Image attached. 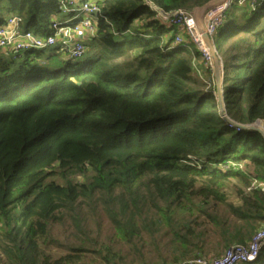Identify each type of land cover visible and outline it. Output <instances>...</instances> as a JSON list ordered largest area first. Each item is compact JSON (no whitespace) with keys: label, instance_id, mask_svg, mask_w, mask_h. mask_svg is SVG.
Masks as SVG:
<instances>
[{"label":"trees","instance_id":"trees-1","mask_svg":"<svg viewBox=\"0 0 264 264\" xmlns=\"http://www.w3.org/2000/svg\"><path fill=\"white\" fill-rule=\"evenodd\" d=\"M62 1L0 0V26L17 16L23 30L46 36ZM78 1L100 7L83 60L63 66L57 47L0 52V264H89L86 251L96 264L123 262L108 245L45 253L60 215L84 204L101 207L126 243L138 222L159 224L144 222L151 208L169 223L195 200L203 212L223 204L239 222L207 215L225 247L252 239L264 226V192L252 186L264 183V137L229 127L213 66L194 44L173 46L176 29L152 8L191 11L209 0ZM246 4L228 8L213 41L227 118L264 126V1ZM190 157L200 169L179 165ZM230 187L237 206L227 202Z\"/></svg>","mask_w":264,"mask_h":264},{"label":"rangeland","instance_id":"rangeland-1","mask_svg":"<svg viewBox=\"0 0 264 264\" xmlns=\"http://www.w3.org/2000/svg\"><path fill=\"white\" fill-rule=\"evenodd\" d=\"M68 19L69 17L65 15L57 17V21L60 22H65ZM84 57L85 55L81 59L71 60L65 55L59 54L58 59L61 65L66 66L74 65ZM75 181L83 182L84 179L77 177ZM225 193L228 203L235 206L240 204L232 187L225 190ZM160 204L162 205V203ZM197 204L198 201L195 200L194 205L189 206L187 210H179L172 216L169 223L156 214L155 208H151L145 215L144 222L158 220L159 224L145 223L143 225L138 222L139 236L130 243H126L115 234L101 207L92 208V206L84 204L71 215H60L62 217L60 222L56 223L51 230L54 242L47 247L45 253L51 258L57 259L71 253L73 248L96 247L100 249L108 245L123 261L120 264H178L194 258L182 257L185 249L194 254L201 251V256L204 257H220L227 247L223 245V239L216 234L217 226L207 215H214L218 212L219 215L228 219L229 223L234 222L232 219L236 223L239 222L231 216L229 209L223 204H213L206 208L205 212L197 207ZM229 227H231L230 224ZM183 236L186 237L185 240L182 238ZM250 240L249 236L243 239L244 242H250ZM238 243L241 241L235 240L232 244ZM81 255L86 257L89 264L101 261L98 254L86 251ZM174 260L177 261L174 263ZM259 264H264V251Z\"/></svg>","mask_w":264,"mask_h":264},{"label":"built area","instance_id":"built-area-1","mask_svg":"<svg viewBox=\"0 0 264 264\" xmlns=\"http://www.w3.org/2000/svg\"><path fill=\"white\" fill-rule=\"evenodd\" d=\"M258 1L228 0L225 4L208 11L203 22L205 32L213 40L223 21L225 12L232 4L241 6L248 3L253 8ZM152 8L157 13L160 22L168 28L176 29L173 46H184L187 42L194 44L200 52L204 64L212 66V58L206 45L195 27L188 25L191 16L187 11L163 12L155 7ZM60 13L68 16L69 19L65 22L54 21L51 25V33L46 36H37L30 31L23 30L22 19L17 16L10 17L4 25L0 26V52L5 56H20L22 53L31 50L57 47L59 53L69 59H80L86 51V42L94 36L95 29L92 25V17L100 13V7L93 1L67 0L61 2ZM229 127H237L238 130L242 128L236 123H229ZM179 165L201 168L200 162L192 157L179 162ZM229 166L242 169L240 163L227 162L225 165H221L223 168ZM252 186L260 188L264 192V183L254 181ZM263 249L264 226L254 233L250 242L231 245L220 257L196 258L183 261L180 264H254L259 260Z\"/></svg>","mask_w":264,"mask_h":264},{"label":"water","instance_id":"water-1","mask_svg":"<svg viewBox=\"0 0 264 264\" xmlns=\"http://www.w3.org/2000/svg\"><path fill=\"white\" fill-rule=\"evenodd\" d=\"M228 0H209L205 4L193 8L191 11H187L189 15L191 16L190 21L188 22V25L191 27H195L197 30V33L200 35L203 43L206 45L211 58H212V66L214 69V73L216 76V79L219 84V90H218V97L220 101V108H221V113L223 115V118L226 122L228 123H234L231 121L229 118H227L225 112H224V104L222 101V91H221V83H222V65H221V60L217 54V50L214 45V41L208 36V34L204 30V17L207 14L208 11L217 8L223 4H225ZM258 126L262 127L259 128ZM244 129L248 130H254L259 132L260 134L263 135L264 137V126L261 121H256L255 124L249 125V126H241Z\"/></svg>","mask_w":264,"mask_h":264},{"label":"crops","instance_id":"crops-1","mask_svg":"<svg viewBox=\"0 0 264 264\" xmlns=\"http://www.w3.org/2000/svg\"><path fill=\"white\" fill-rule=\"evenodd\" d=\"M162 25H164L162 22H161ZM165 26V25H164ZM249 241H245L244 244H247Z\"/></svg>","mask_w":264,"mask_h":264}]
</instances>
